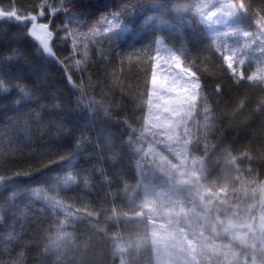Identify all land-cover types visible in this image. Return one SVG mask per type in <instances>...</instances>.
<instances>
[{
    "label": "trees",
    "instance_id": "1",
    "mask_svg": "<svg viewBox=\"0 0 264 264\" xmlns=\"http://www.w3.org/2000/svg\"><path fill=\"white\" fill-rule=\"evenodd\" d=\"M115 1L70 3L117 10ZM70 3L0 0V10L20 17L0 16V264H163L155 247L166 213L162 202L181 197L196 209L190 222L198 246L185 253L187 261L264 264L253 207L237 212L201 197L199 179L190 170L161 171L151 150L132 139L137 122L143 123L138 110L148 90L155 41H167V29H144L142 17L150 8L141 0L132 3L133 13L142 10L135 29L124 31L121 43L107 39V52L96 54L93 70L104 85L103 101L117 112L104 113L92 106L77 66L65 22ZM245 4L264 18V0ZM168 9L170 22L183 16L190 18L187 27L198 26L190 0H169ZM43 23L52 33L49 51L37 38ZM228 138V146L248 143L253 149L249 160L236 163L245 160L264 176L262 141L235 131L225 132L223 139ZM215 244L223 253L218 259L209 253Z\"/></svg>",
    "mask_w": 264,
    "mask_h": 264
},
{
    "label": "rangeland",
    "instance_id": "2",
    "mask_svg": "<svg viewBox=\"0 0 264 264\" xmlns=\"http://www.w3.org/2000/svg\"><path fill=\"white\" fill-rule=\"evenodd\" d=\"M142 1L150 8L142 17L144 29L166 28L169 37L168 42L163 37L155 41L147 94L137 92L144 98L138 110L143 123L137 122L132 139L140 148L151 150L161 171L190 170L199 179L201 197L240 211L253 207L252 220L257 221L264 249V176L247 166L253 151L248 143L228 146L231 139H223L225 132L235 131L261 140L264 146V18L247 9L245 0H190L198 26L189 28L190 18L179 16L174 23L165 19L169 0ZM136 2L116 0L117 10L115 5L89 7L77 2L64 7L83 85L92 106L104 113L117 114L114 105L103 101L100 85H104L93 70L96 54L107 52V39L116 41L124 31L135 29V18L142 13L140 9L133 13ZM239 88L247 91L241 93ZM121 118L118 121L128 125V118ZM240 158L246 159L242 165L236 163ZM193 163L200 166L194 169ZM162 203L163 231L155 240L161 261L191 264L184 256L198 246L190 222L196 209L184 197ZM215 246L209 253L218 259L223 253Z\"/></svg>",
    "mask_w": 264,
    "mask_h": 264
},
{
    "label": "snow or ice",
    "instance_id": "3",
    "mask_svg": "<svg viewBox=\"0 0 264 264\" xmlns=\"http://www.w3.org/2000/svg\"><path fill=\"white\" fill-rule=\"evenodd\" d=\"M69 3H70V0H69ZM239 7H243V5H240ZM65 8L67 9V5H65ZM262 11H264V9H262ZM41 15H43V13H41ZM0 16H5V17H8V18L15 17L16 19H19L20 18L19 16H17V13L15 11H10V10H0ZM32 19L35 20L36 17L33 16ZM116 26H118V25H116ZM35 27L36 26L34 25L33 28H35ZM39 28L41 30H43V35L42 36H38L37 38L40 39V41H41V43L43 45L44 50L45 51H49L48 38L51 37L52 33L47 31V29H48V24L47 23L40 24L39 25ZM108 31L110 32L111 29H109ZM32 34L33 35H36V32L33 31ZM245 35H248V33H245ZM106 39H107V37H106ZM227 59L228 60H231V57H227ZM228 67L231 68L232 67V64L229 63ZM251 78L252 77H249V79H251ZM67 179H71V177H68ZM5 182H7V181H5Z\"/></svg>",
    "mask_w": 264,
    "mask_h": 264
},
{
    "label": "bare ground",
    "instance_id": "4",
    "mask_svg": "<svg viewBox=\"0 0 264 264\" xmlns=\"http://www.w3.org/2000/svg\"><path fill=\"white\" fill-rule=\"evenodd\" d=\"M219 203V202H218ZM246 210V209H245ZM237 212H241L238 208H237Z\"/></svg>",
    "mask_w": 264,
    "mask_h": 264
}]
</instances>
